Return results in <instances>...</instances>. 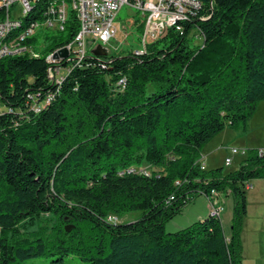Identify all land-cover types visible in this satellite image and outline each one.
<instances>
[{
	"label": "trees",
	"instance_id": "1",
	"mask_svg": "<svg viewBox=\"0 0 264 264\" xmlns=\"http://www.w3.org/2000/svg\"><path fill=\"white\" fill-rule=\"evenodd\" d=\"M200 1L183 34L169 29L143 54L96 55L61 83L47 58L76 37L74 14L64 31L23 43L38 56L0 59V264L54 254L90 264H243L246 190L264 178V148H248L231 171L199 160L227 126L246 131L264 100V0ZM36 6L25 25L39 19ZM196 27L201 45L189 37ZM213 192L233 196L229 236L210 211L166 231L200 195L215 207ZM130 211L141 218L109 219ZM41 215L54 218L51 229L12 238Z\"/></svg>",
	"mask_w": 264,
	"mask_h": 264
},
{
	"label": "rangeland",
	"instance_id": "2",
	"mask_svg": "<svg viewBox=\"0 0 264 264\" xmlns=\"http://www.w3.org/2000/svg\"><path fill=\"white\" fill-rule=\"evenodd\" d=\"M117 34L110 42L94 41L89 46V53L96 54L98 47L101 46L107 54L119 56L136 54V50L141 48L140 39L142 31L138 26L143 23L142 13L128 5H124L116 18ZM45 33L57 34L59 32L50 29L39 28L37 35ZM195 45L203 43V37L193 31L189 34ZM44 41L39 37L35 48L42 53ZM34 48L32 47V50ZM65 72V71H64ZM63 72V73H64ZM264 147V100L258 105L255 114L248 122V128L243 131L239 128L226 127L218 133L202 150L204 163L207 170L224 166L226 171L235 170L240 162L247 155L248 148ZM233 148L240 149L239 154H232ZM232 157L231 164H225V158ZM150 168V167H149ZM150 170V169H149ZM223 209L220 212V219L226 235H230L233 219L234 199L231 194L220 197ZM247 211L243 218L242 243L244 264H264V178L251 180L250 186L246 190ZM212 205H211V209ZM209 214V203L207 197L200 195L193 201L185 205L182 212L177 214L166 224V231L174 232L185 228L193 222L207 217ZM112 216V215H110ZM116 216L117 223L132 222L142 216V211H130ZM55 223L51 215H41L37 219H27L20 225L21 234L13 239H23L31 232L48 227ZM22 264H90L88 261L80 259L76 255L65 256L60 260L58 254L26 259Z\"/></svg>",
	"mask_w": 264,
	"mask_h": 264
},
{
	"label": "built area",
	"instance_id": "3",
	"mask_svg": "<svg viewBox=\"0 0 264 264\" xmlns=\"http://www.w3.org/2000/svg\"><path fill=\"white\" fill-rule=\"evenodd\" d=\"M36 0H0V34L2 30L11 25H17L18 15L21 11L29 9V4ZM79 3V10H70L68 3L60 0H45L44 9H39V20L30 27V32L24 36L36 35L39 28L62 32L66 28V17L74 14L79 22L78 40L74 46L69 48L67 56L62 55L57 60H51L48 68V75L52 81L61 83L63 76L74 66L94 65L99 57L89 53V46L94 41L110 42L117 34L116 18L124 5L137 9L143 16V34L140 39L141 48L136 50V54L146 52L149 43L165 36L169 29H175L181 34L184 33V21L194 18L196 11L202 7L200 0H73ZM204 20L205 18H201ZM198 32L201 36L200 28L196 27L192 32ZM191 32V33H192ZM22 37V36H21ZM15 37L5 48H0V59L9 56V47L14 45L18 38ZM38 56L39 53L33 50H25L21 54ZM65 71V72H64ZM64 72V73H63ZM126 79L119 81L120 85H125ZM53 95H48L45 99H52ZM35 104L33 108L37 109ZM0 110L2 106L0 103ZM240 149L233 148L231 153L239 154ZM203 169L205 166L202 158L199 160ZM232 157L225 158V164H231ZM219 192H213L215 199V210H210L211 215H219L223 209ZM209 199V198H208ZM112 221L116 216H110ZM116 222V221H115Z\"/></svg>",
	"mask_w": 264,
	"mask_h": 264
},
{
	"label": "bare ground",
	"instance_id": "4",
	"mask_svg": "<svg viewBox=\"0 0 264 264\" xmlns=\"http://www.w3.org/2000/svg\"><path fill=\"white\" fill-rule=\"evenodd\" d=\"M60 2L68 3V8H70V10H79V3H77V1L60 0ZM38 3L41 4V7L39 9H44L45 0L32 1L29 4V9L21 11L20 15H18L17 25H11L7 29L2 30V32L0 34V48H5V46L9 45V43H11L15 37H21L22 36L21 38H18L17 41H15L14 45L9 47V55H17L19 53H22V51H24V49L25 50H32L31 45H28V44L24 45L23 44V43L27 42L28 39L31 38V36H24V35H26L27 33L30 32V27H33V23L38 22L39 19H35L34 21L30 22L28 25H25L26 24L25 22H26L27 17H29L31 14H34V10L36 9V7H38V6H36V4H38ZM39 9L37 12H39ZM69 17H70V15H68V17H66V24L69 20ZM22 26H25V28L21 31H18L20 28H22ZM77 40H78V33L71 43L64 46L59 51H56L53 54H51L47 58V61L51 64V60H57L60 57H62L63 54H59L58 57H55V54L59 53L62 50H65L68 53L69 48H72V46H74V44H75V41H77ZM47 100L50 101V99H47ZM213 210H215V207H213Z\"/></svg>",
	"mask_w": 264,
	"mask_h": 264
},
{
	"label": "water",
	"instance_id": "5",
	"mask_svg": "<svg viewBox=\"0 0 264 264\" xmlns=\"http://www.w3.org/2000/svg\"><path fill=\"white\" fill-rule=\"evenodd\" d=\"M59 54H63L64 56H67V52L65 50H62L59 53L55 54V57H58ZM106 54H107L106 51L101 46H99L98 50L96 51V55H106ZM66 229L67 231H70L71 228L67 226Z\"/></svg>",
	"mask_w": 264,
	"mask_h": 264
},
{
	"label": "crops",
	"instance_id": "6",
	"mask_svg": "<svg viewBox=\"0 0 264 264\" xmlns=\"http://www.w3.org/2000/svg\"><path fill=\"white\" fill-rule=\"evenodd\" d=\"M260 148L263 149L264 147H260ZM201 158H202V162H203V164H204V166H205V163H204V156H202ZM205 169H206V166H205ZM249 186H250V184L247 185V189H248ZM223 195H224V193H221V192L218 193L219 198H220L221 196H223ZM207 200H208V203H209V211H210V209H211V202H210V200H209L208 198H207ZM212 208H213V206H212ZM243 264H244V261H243Z\"/></svg>",
	"mask_w": 264,
	"mask_h": 264
}]
</instances>
